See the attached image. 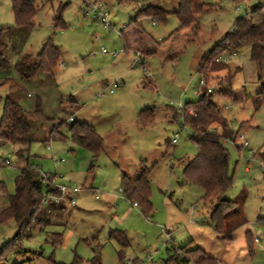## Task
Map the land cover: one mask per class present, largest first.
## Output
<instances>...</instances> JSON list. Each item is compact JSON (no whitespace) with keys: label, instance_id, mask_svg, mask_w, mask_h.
<instances>
[{"label":"rangeland","instance_id":"1","mask_svg":"<svg viewBox=\"0 0 264 264\" xmlns=\"http://www.w3.org/2000/svg\"><path fill=\"white\" fill-rule=\"evenodd\" d=\"M95 1L97 0H55L46 4V0H35L38 12L33 24L14 28L11 2L0 0V29H12L11 36L6 40L8 49L4 52L10 66L0 70V119L6 99L16 102L30 120V166L39 169L43 174L56 175L57 180L64 183L62 185L84 188L76 196V207H66L64 214L60 215V224L50 226L45 231H32L30 238L22 239L20 247L9 257L8 264H50L51 257L57 263L71 264L75 255L89 261L93 252L85 240L91 241L94 238L102 247V264H164L169 258L168 249L186 243L184 239L177 237V241L168 243L167 247L163 246L167 241L159 229L160 226L172 225L174 230L184 227L183 223L178 226L158 220L166 219L163 210V198L166 197H170L182 208V215L185 212L192 214L194 208L200 209V214H194V220H199L198 226L208 222L211 227V232L203 240V247L210 255L219 254L222 249L215 241V226L211 218L202 213L205 209L202 201L204 192L184 181L182 166L197 155V147L190 141L191 133L184 127L182 119L176 121L166 106L176 108L175 105L179 103L184 106L199 98L200 94L196 92L201 77L192 66L193 56L203 45L204 50H211L214 44H205L207 38L222 40L233 29L237 19L250 14L255 6H264V0H204L212 7L198 17L202 35L196 36V44L192 43L187 47L178 61H163L160 52L147 57L144 67L136 61L133 52L121 54L124 59L114 66L113 62L121 56L115 58L112 54L124 51L119 32L136 18L142 6H155L167 12H175L178 0H135L139 2L136 7L121 0H101L115 29L110 32L84 9L85 4ZM64 5L67 7L62 12V18L67 28L56 29L54 19L57 11ZM139 21L147 34H151V30L156 32L154 38L159 42L179 28V21L174 15L169 16L167 23L156 26L147 18ZM159 29L161 36H158ZM187 33L190 37H195L194 32ZM50 39L62 52V60L54 76L39 72L29 80L21 79L15 71L16 63L26 54L35 56L40 53ZM169 43L165 45L168 46ZM104 50L106 53H103ZM220 59L223 62L225 60L228 68L212 74L208 79L209 85L215 91L212 93V102L223 110L231 129L238 136H244L249 143L248 148H240L238 143L227 144L230 152V174L234 175V182L225 199L238 201L247 221L233 238L236 240H233L232 258L236 264H264V227L258 229L260 234L254 233L253 229V235L261 240V243L254 244L253 257L245 247L244 238L238 240V235L244 236L259 221L260 210L264 215V105L256 110L252 101L247 99L264 86V63L261 66L252 63L249 48H244L234 57L225 54ZM228 75L233 76L231 98L218 95L219 84L227 85L225 80ZM145 78L153 82L152 86L155 88L143 87ZM8 79L12 84H4ZM114 82H121L123 86L115 89L111 95L109 91ZM102 93L104 94L99 96ZM39 100L42 114L35 115ZM153 104H156V116L150 126L140 128L133 123V109H144ZM116 114L124 115L125 121L115 123L118 121ZM105 115L112 117L107 118ZM100 116L107 120L100 121ZM74 122L87 123L108 134L107 150L101 152L93 166L91 153L70 139L67 124ZM245 122L248 124L242 127ZM62 123L64 124L59 131L68 139L60 141L54 138L49 142L53 137V129ZM176 133L179 143L167 150L166 143L171 142ZM120 142L123 146L119 151ZM20 148V145L0 141V183H4L9 195L14 194L15 180L21 169L27 166V161L19 160L17 156ZM119 155L120 158L123 157L122 160L117 158ZM6 160H9V165L5 164ZM142 161L150 169L155 167L151 178V199L154 203L151 202L155 214L151 219H146L139 210L123 227L116 224L117 220H121V213L113 210L106 213L102 202L94 200L93 195L96 192L90 189V185L101 196L105 192L123 196L118 164L121 163L119 167L127 164L131 171ZM247 168L250 172H246ZM107 175L110 177H106ZM104 183L109 191L102 189ZM6 206V198L0 194V210ZM158 208L161 210L156 213ZM234 212L228 215L230 229H233L236 224L233 221L238 218ZM137 215L141 220L136 218ZM110 230H126L124 232L129 246L124 250L122 261L118 257L120 246L108 237ZM16 233L14 222L1 225L0 248L13 240ZM52 233L63 235L62 244L55 248L48 239Z\"/></svg>","mask_w":264,"mask_h":264},{"label":"trees","instance_id":"2","mask_svg":"<svg viewBox=\"0 0 264 264\" xmlns=\"http://www.w3.org/2000/svg\"><path fill=\"white\" fill-rule=\"evenodd\" d=\"M54 1L46 0V4ZM121 1L136 6L139 3L135 0ZM234 1L238 2L239 0ZM10 2L15 20L14 28L31 26L38 12L35 0H10ZM178 2V8L175 12H167L155 6H142L136 18L131 20V23L119 32L124 45L123 52H142V55L147 58L159 54L160 49L171 42L173 43V49L165 52L163 61H176L188 46L196 42V36H199L200 33L198 17L206 9L212 7L203 0H178ZM66 7L67 5L61 6L57 11V16L54 19L56 29L64 30L67 28L62 18V12ZM171 15L178 19L179 28L160 42L147 34L139 23L140 19L147 18L153 24H165ZM187 32H194L195 37H190ZM11 34L12 29H0V70L8 69L10 66L4 52L8 49L6 40ZM244 48H249L252 63L258 66L264 63V6H255L250 14L237 19L233 29L204 54L199 64L198 73L200 77H204L206 86L202 90L199 89V99L194 102H187L181 111L173 106H166V109L172 113L176 121L179 118L182 119L184 127L191 133L190 141L197 147V155L183 170L184 181L201 188L204 192L202 201L214 205L211 221L219 234H225L227 231L226 224L229 213L235 211L234 213L239 215L242 209L238 201L225 199V195L233 188L234 175L230 174V152L223 141L235 139L238 133L234 132L229 126L223 110L212 102V93L215 91L209 85L208 79L211 78L212 74H217L228 68L225 60L224 62L221 61V56L231 54L234 57ZM217 59L220 60L216 61ZM61 60V49L50 39L37 55H24L16 63L15 71L21 79L25 80H29L39 72L54 76ZM258 78L260 79V73ZM232 79L233 76L228 75L225 80L227 85L219 84V96L232 97ZM7 82L12 84L9 79L4 84H7ZM143 85L152 86L148 78H145ZM10 88L12 89L13 85ZM208 89L211 90L210 93H208ZM205 97H207V102L201 103L205 100ZM247 99L252 101L256 110H259L264 105V86L257 94ZM154 113V109L141 111L138 115L139 121L142 124H148L153 119ZM185 113H187L186 116ZM34 114H42L41 100L38 101ZM63 124L53 129V137L49 139V142L54 138L60 141L68 139L59 131ZM246 124L248 123H243L242 127ZM67 125H69L70 139L77 146L91 153L93 164L103 151L102 137L94 127L88 124L74 122ZM213 126L216 127L213 128ZM29 130L30 120L25 111L16 102L7 98L0 119V141L20 145L21 148L17 152V156L19 160L27 161V166L21 169L15 180L14 194L9 195L4 183H0V194L4 195L7 201V206L0 210V226L14 222L17 227V233L13 240L8 241L0 248V264H8L9 257L20 247L22 239L30 238L32 231L36 229L45 231L50 226L60 224L58 221H61V218L59 217L66 211L64 202L55 203L48 199L49 196L59 195L56 184H53L57 176L43 174L39 169L29 164ZM170 144L166 143L168 147H171ZM153 168H148L145 162L142 161L139 165L138 176L132 178L124 174L121 179L123 196L126 200L136 203L141 215L146 219H151L154 214L150 185ZM108 237L120 246L118 257L122 261L124 250L129 246L126 233L119 230H110ZM245 237L247 249L250 256L253 257V236L250 232H247ZM48 239L55 248L62 244L63 235L52 233ZM85 243L92 249V259L84 261L81 257L75 255L71 264H102V247L97 239L85 240ZM167 252L169 258L164 264H215V259L208 257L199 248L190 249V244L178 247L172 246ZM49 262L50 264H63L57 263L52 257Z\"/></svg>","mask_w":264,"mask_h":264},{"label":"crops","instance_id":"3","mask_svg":"<svg viewBox=\"0 0 264 264\" xmlns=\"http://www.w3.org/2000/svg\"><path fill=\"white\" fill-rule=\"evenodd\" d=\"M204 1V0H203ZM125 4H127V3H125ZM135 7H136V5H134ZM138 13V12H137ZM137 15V14H136ZM150 20V19H149ZM152 22V21H151ZM140 23V25H142L141 24V22H139ZM153 24V23H152ZM157 24H153V26H156ZM199 25V24H198ZM144 29V28H143ZM199 29H200V33H199V35H202L201 33H202V31H201V28L199 27ZM157 32H159L160 34H158V36H161V29H159ZM151 34V36L154 38V35H156V32L154 33V30H151V32H150ZM155 39V38H154ZM207 40V42L205 43V44H210L211 42L215 45L217 42H219L220 40H212V39H206ZM194 44H196V43H194ZM189 47V46H188ZM204 48V45L202 46V47H200L199 48V50H198V52H196V54L193 56V58H192V64H194V65H192L193 66V68L197 71V73H198V71H199V64H200V62H201V59H202V57L204 56V54L207 52L206 50H204L203 49ZM173 49V43H169L168 44V46H166V45H164L161 49H160V51H159V54H160V52H161V54L164 56V54H165V52H167V51H170V50H172ZM123 50H124V45H123ZM185 51V50H184ZM184 51H183V53H184ZM130 52H133V51H130ZM124 53H128L127 51L126 52H123L122 51V53H120L119 55H118V57L119 56H121V54H124ZM133 53H138V52H133ZM139 53H142V52H139ZM182 53V54H183ZM181 54V55H182ZM158 55V54H157ZM180 55V56H181ZM180 56H179V58L176 60V61H178L179 59H180ZM150 57V56H149ZM115 58H117V57H115ZM124 59V57H119V59L117 58L113 63H114V66H116L117 64H119L122 60ZM199 74V73H198ZM151 82V81H150ZM144 83V82H143ZM142 83V84H143ZM151 84H153V82H151ZM122 86H123V84H122ZM121 86V87H122ZM143 87H145V88H152V87H148V86H144L143 85ZM153 88H155V87H153ZM200 90H199V88L197 89V92L196 93H198V95L200 94V92H199ZM185 92V91H184ZM28 96H30V95H28ZM199 97H200V95H199ZM175 98H176V96H175ZM199 99V98H198ZM197 99V100H198ZM196 100V101H197ZM156 105V104H155ZM155 105L153 104V105H151V107H146V108H144V109H141V108H136V110L135 109H133V111H132V113L134 114V118H135V120L133 121V123H135L138 127H140V128H146V127H148V126H150L149 124H151L153 121H154V119H155V116H156V107H155ZM146 109H154V111H155V113H154V116H153V119L151 120V122H149L148 124H142L140 121H139V118H138V115H139V113L141 112V111H143V110H146ZM101 116H103V115H101ZM101 116H100V121H102V122H105L106 120H107V118H111L110 116H107V115H105L106 117L105 118H102L101 119ZM116 118H118V121H116L115 123H121V122H124L125 121V116L124 115H121V114H116ZM123 119V120H122ZM85 124H87V123H85ZM140 124V125H139ZM89 125V124H88ZM91 126V125H90ZM92 127H94L95 128V130H96V132L102 137V139H103V151H105V150H107L106 149V147H107V145H106V136L108 135V134H106L107 132H100L95 126H92ZM175 135H178L177 133L175 134ZM175 135H173V136H175ZM174 138V137H173ZM173 138H172V140H173ZM178 139H179V136H178ZM172 140H171V142H169V143H171L170 144V146H175V145H177L178 143H179V141L176 143V144H172ZM119 151L122 149V146H123V143L122 142H120L119 143ZM166 147H167V150H168V146L166 145ZM102 151V152H103ZM122 152V151H121ZM120 152V153H121ZM117 158H119V159H123V157L122 158H120V155L119 156H117ZM191 161V160H190ZM189 160H187L184 164H183V166H182V169L184 170V168H185V166L190 162ZM143 162H145V161H143ZM92 164V163H91ZM120 165H121V163H119ZM119 164H118V166H117V170L121 173L120 175H121V177H120V180L122 179V177H123V175L124 174H126V175H128V176H130V177H132V178H135L136 176H138V172H139V166H137L136 168L134 167V169L133 170H131V171H129V167H128V165L127 164H125L124 166H120L119 167ZM92 166H93V164H92ZM154 167V166H153ZM155 168V167H154ZM154 168H153V171H154ZM114 171H116V168H115V170ZM153 171H152V173H153ZM246 172H250V169H246ZM113 173H111V175H112ZM131 175H133V176H131ZM106 177H110V175H107ZM151 178H152V174H151ZM151 178H150V185H151ZM55 184L56 185H62V184H64V183H60L57 179L55 180ZM121 184V183H120ZM66 185V184H65ZM68 185H73V184H68ZM90 189H92L93 190V192H97L98 190L96 189V188H93L92 187V184L90 185ZM102 189H104V190H108V188H107V184L106 183H104L103 184V188ZM109 191V190H108ZM152 191V190H151ZM98 193V192H97ZM82 196V195H81ZM94 196V195H93ZM151 198H153V195H152V192H151ZM94 200H96V201H99V202H102V205H103V210L106 212V213H109V212H111V210H113V211H115V212H118V213H121V215H122V217H121V220H117V223L116 224H119V225H122L123 227H125L124 226V223H126L127 222V220L129 219V218H131L132 217V215H136L135 214V212H137V213H139V208L137 207V208H135L134 206H133V202H130V201H128V200H126L125 199V197L124 196H120V195H115V194H113L112 192H108V193H104L102 196L99 194V199L97 200V199H95V197H94ZM151 201L154 203V201H153V199H151ZM204 203H205V209L202 211V213L204 212L205 213V215L206 216H208V217H210L211 218V214H212V205H210V202H205V201H203ZM152 203V204H153ZM64 207H69L68 205H67V203L65 202L64 203ZM69 208H71V207H69ZM4 209V208H3ZM181 207H179V206H177L172 200H171V198L170 197H166V198H163V210L165 211V215H166V219H159L158 218V220H160V221H165V223H167V224H175V225H178V226H180V225H182V224H180V223H183V226L184 227H182L181 226V229L179 230V229H176V230H174V227L172 226V225H170V226H172L173 227V230H174V233L172 232V240L174 241V240H176L177 239V237L178 238H180V239H184V241L186 242V243H182V245L181 244H179L180 246H185V245H188V244H190V249H195V248H199V249H201L208 257H210V258H213V259H215V264H236L234 261H233V258H232V254H233V252L234 251H232L233 250V240H236V238L235 239H233L234 238V236L236 235V232L237 231H240L241 229H242V225H244L245 223H247V221L245 220V216L243 215L244 213H243V210L240 212V214L238 215V218L236 219V220H234L233 222H235L236 224L234 225V227H233V229H230L229 227L230 226H228L229 225V223H227L226 224V226H227V228H226V233L225 234H219L215 229H214V231H213V234L215 235V241L216 242H218L219 244H220V246H221V249H222V251L219 253V254H215V255H210L209 254V252H207L206 250H205V248L203 247V240L205 239V236L206 235H208L209 234V232H211V227L209 226V224H208V222L207 223H204V225H206V226H198V224L200 223L199 222V220L198 219H196V220H194V214L197 212V214H200V209H194L193 211L194 212H192V214H190L189 212H185L184 213V215H182L181 214ZM2 210V209H1ZM159 210H161V209H159L158 208V210L156 211V213H158L159 212ZM64 214V213H63ZM155 214V213H154ZM115 217V214L113 215V218ZM141 217V216H140ZM258 217H259V221L258 222H256L255 224H253V226H252V232L251 231H246L245 232V235H246V233L247 232H250L251 234H252V236H253V242H254V244L255 243H257V244H259V243H261V240H259L255 235H253V229H254V233H256V234H260V231L258 230L260 227H264V215L262 214V210H260V212H259V214H258ZM136 218H139V215H137L136 216ZM140 220H141V218H139ZM195 224H197V225H195ZM179 228V227H178ZM123 229H125V228H123ZM159 229L162 231V226H160L159 227ZM230 229V230H229ZM124 231H126V230H124ZM245 235L243 236V235H238V240H241L242 238H244V241H245V247L247 248V243H246V237H245ZM262 236L264 237V233L262 234ZM177 241V240H176ZM182 241V240H181ZM175 247H178V245H175ZM248 250V249H247Z\"/></svg>","mask_w":264,"mask_h":264},{"label":"built area","instance_id":"4","mask_svg":"<svg viewBox=\"0 0 264 264\" xmlns=\"http://www.w3.org/2000/svg\"><path fill=\"white\" fill-rule=\"evenodd\" d=\"M84 9L86 10L87 14L89 16H92L93 18L99 20V22L103 25V28L107 31H112L115 30L113 28V26L110 23V15L109 12L106 10L104 4L102 3L101 0H97L94 3L91 4H85ZM103 53H106V51L104 50ZM119 55V53L115 52L112 54L113 57H117ZM136 56V61L138 63H141V65L144 67L147 64L146 61V57H144L142 55V53H135ZM217 61H219V59H217ZM145 72H146V68H145ZM122 86L121 82H114L112 85V89H110L109 93L112 95L114 94L115 89H118ZM206 86V82L204 77H201L200 82H199V89H203ZM211 90L208 89V93H210ZM104 93L100 94L99 96H102ZM176 106V109L178 111H181L184 109V106L182 105V103H179ZM72 120V119H71ZM178 142V135H175L173 140H172V144H176ZM224 144H234L236 145L237 143L240 145V148H248L249 147V143L246 141L244 136H237L235 139L233 140H224L223 141ZM6 165H9L10 162L9 160L5 161ZM55 185V183H53ZM57 189H58V193L59 195L57 196H49L48 199L54 201L55 203H60V202H66L67 205L71 208L76 207L77 203H76V196L79 195L82 191H83V187L81 186H66V185H56ZM95 199H99V193H95L94 195ZM133 206L135 208H137V204L134 203ZM195 209V208H194ZM172 232H173V228L172 226H163L162 227V234L164 235V238L166 239V243H164V247L167 246L168 243H171L172 240Z\"/></svg>","mask_w":264,"mask_h":264},{"label":"clouds","instance_id":"5","mask_svg":"<svg viewBox=\"0 0 264 264\" xmlns=\"http://www.w3.org/2000/svg\"><path fill=\"white\" fill-rule=\"evenodd\" d=\"M207 102V97H205V100L202 101L201 103H206ZM187 115V113H185V116Z\"/></svg>","mask_w":264,"mask_h":264}]
</instances>
